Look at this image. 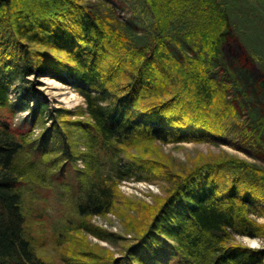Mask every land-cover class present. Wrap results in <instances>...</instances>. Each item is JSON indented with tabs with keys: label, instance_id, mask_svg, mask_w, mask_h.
<instances>
[{
	"label": "trees",
	"instance_id": "obj_1",
	"mask_svg": "<svg viewBox=\"0 0 264 264\" xmlns=\"http://www.w3.org/2000/svg\"><path fill=\"white\" fill-rule=\"evenodd\" d=\"M142 1L150 35L133 44L109 2L0 0V107L33 113L29 129L0 118V264H264V246L236 242L264 239L262 166L226 152L182 172L133 152L153 141L237 147L245 135L264 156V118L251 137L232 95L233 81H243L261 100L264 74L253 77L248 57L231 58L235 37L221 0ZM178 37L186 43L180 58ZM33 73L70 83L86 105L57 108L46 125V102L31 107L22 87L16 99L10 94ZM36 126L42 135L34 136ZM129 180L165 183L166 195L144 209L120 199ZM57 184L73 202L64 213L50 206L52 194L62 200ZM110 212L132 233L119 257L83 237L122 239L91 221ZM48 240L56 254L49 261L38 252Z\"/></svg>",
	"mask_w": 264,
	"mask_h": 264
},
{
	"label": "rangeland",
	"instance_id": "obj_2",
	"mask_svg": "<svg viewBox=\"0 0 264 264\" xmlns=\"http://www.w3.org/2000/svg\"><path fill=\"white\" fill-rule=\"evenodd\" d=\"M137 1L86 0V2L90 4V7L91 5H94V8H97L98 5L101 4L104 5L106 2L111 3L114 7V13L111 14L124 21V28L129 31L132 43L143 44L148 41L147 39L150 35L149 24L152 19L151 15H146V18H142L141 14L143 10V1ZM221 2L223 8L226 9L229 14L233 35L235 37L233 45L229 50L230 54L231 52L233 53L231 58L235 61L242 60L244 57L251 59L253 63V77L257 79L261 74H264V0H221ZM105 9L107 8L105 7ZM178 39L180 40L179 49L175 46L174 48L173 44L172 47L174 48L173 52L175 56L180 58L179 56L183 52L182 48L180 50V47H183V50H185L186 43L180 37H178ZM60 54L62 57L66 58L65 53ZM225 55L227 56L226 50ZM227 59L230 64L231 59ZM223 73L224 72L219 68V66L214 68V75L216 77L220 78L223 76ZM49 78H53L55 80L54 83H50ZM225 79L228 82L231 80L229 76H226ZM233 82L232 95L236 98L234 103L241 112V119H244L246 123L250 124L249 130L253 131L254 129V133L251 135V137H253L261 131L260 129L258 130L257 125L260 119L264 118V96L261 97V100L257 99V93L248 89L245 82L242 81L240 84L235 82V80ZM18 87H22L24 94H27V97L31 100V107L36 108L39 99L47 103L44 115L46 125L53 123V114L55 109L60 107L75 109L79 105H86L84 97L79 94L70 83L63 82L48 75L38 76L37 73H33L28 76L27 80H16L10 92L13 100L19 96V92H17ZM30 88L35 89L36 92L34 94L28 93ZM242 92H246V95L242 96ZM32 114L31 110L16 111L15 114H13L12 111H9L8 107H0V118H8L14 122L15 126L23 129H29L32 125ZM33 131L34 136H40L44 132L41 126H36ZM229 135L231 136L230 133ZM229 135H226L228 140L230 138ZM261 137V141L264 142V137ZM241 138L237 141V147H233L229 143L218 144L213 142L196 141L165 143L161 141H153L147 145H138L133 148V152L135 154L167 163L171 166L170 168L181 170L182 172L188 168H193L196 164H200L197 163L199 161L205 163L206 161L211 160L214 155H221L226 152L227 154L251 160L264 168V156L253 148L251 142L252 140L250 141L245 135ZM165 187L166 184L160 181L147 182L129 180L121 183L119 186L121 194L119 195L120 199L125 197L136 205L140 203L142 208L145 209L151 205L153 206L158 196L166 195ZM56 190L58 191V194L62 192V200H59V196L56 195ZM54 192L55 198L57 196L58 201H56L57 204L54 202L52 194L50 206L52 208L57 206L58 208H61L59 213H61V211L64 213L67 209H71L73 203L72 199L68 198L69 194L63 196L64 191L59 184L55 187ZM49 211H51L52 215H56V213H53L51 209H49ZM128 214L131 216L134 215L133 218L138 221L143 218V216H141L138 219L140 215L138 211L137 213L132 211L131 214ZM73 216H75V214H73ZM53 219L55 220V218ZM53 219L50 217L49 221L53 222ZM258 220L259 222L264 223V216L260 217ZM91 221L98 225L120 232L124 237L113 245L110 242L93 236L92 234L85 233L83 234V237L87 243L101 250L102 255H107L108 257L121 256L123 254V250L130 242L128 238H131L132 236V233L127 230L124 220L117 214L110 212L102 216H93ZM50 232L51 227L46 226V234L48 235V238ZM48 241L49 242L46 246L38 249V252L43 258L49 261L52 256H55L56 254L51 248L50 240ZM236 242L250 247L264 246V239L251 236H238L236 238Z\"/></svg>",
	"mask_w": 264,
	"mask_h": 264
},
{
	"label": "bare ground",
	"instance_id": "obj_3",
	"mask_svg": "<svg viewBox=\"0 0 264 264\" xmlns=\"http://www.w3.org/2000/svg\"><path fill=\"white\" fill-rule=\"evenodd\" d=\"M49 81H50V83H54L55 80L53 78H49ZM260 239H262V238H260Z\"/></svg>",
	"mask_w": 264,
	"mask_h": 264
}]
</instances>
